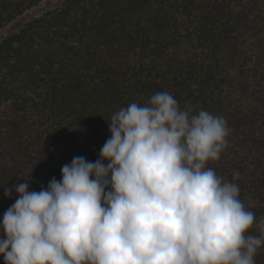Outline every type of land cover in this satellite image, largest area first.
Listing matches in <instances>:
<instances>
[{"label": "trees", "instance_id": "1", "mask_svg": "<svg viewBox=\"0 0 264 264\" xmlns=\"http://www.w3.org/2000/svg\"><path fill=\"white\" fill-rule=\"evenodd\" d=\"M41 1L0 0V30ZM165 91L226 119L228 145L206 167L238 185L260 236L264 0H65L2 38L0 220L15 185L38 192L74 157L95 162L111 117Z\"/></svg>", "mask_w": 264, "mask_h": 264}, {"label": "clouds", "instance_id": "2", "mask_svg": "<svg viewBox=\"0 0 264 264\" xmlns=\"http://www.w3.org/2000/svg\"><path fill=\"white\" fill-rule=\"evenodd\" d=\"M108 127L95 162L74 157L38 192L29 179L14 186L0 220L4 264H255L264 220L260 236L247 234L256 217L238 185L206 167L228 145L224 117L165 91Z\"/></svg>", "mask_w": 264, "mask_h": 264}, {"label": "rangeland", "instance_id": "3", "mask_svg": "<svg viewBox=\"0 0 264 264\" xmlns=\"http://www.w3.org/2000/svg\"><path fill=\"white\" fill-rule=\"evenodd\" d=\"M65 0H42L38 5L25 11L22 15L16 17L8 25L0 30V40L19 30L24 24L32 19L43 16L44 14L56 9L63 4Z\"/></svg>", "mask_w": 264, "mask_h": 264}]
</instances>
